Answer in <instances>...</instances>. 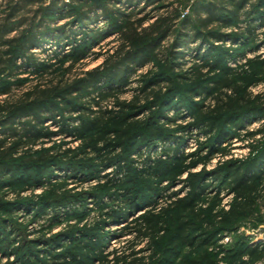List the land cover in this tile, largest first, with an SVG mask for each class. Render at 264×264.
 I'll list each match as a JSON object with an SVG mask.
<instances>
[{
    "label": "trees",
    "instance_id": "trees-1",
    "mask_svg": "<svg viewBox=\"0 0 264 264\" xmlns=\"http://www.w3.org/2000/svg\"><path fill=\"white\" fill-rule=\"evenodd\" d=\"M45 1L6 0L3 8L0 5V95L10 96L14 88H22L30 74L39 78V83L19 97L0 103V192L11 188L10 192L17 193L15 188L22 185H27L26 190L44 184L55 187L52 182L56 170H68L78 177L88 172L97 181L88 194L110 196L121 192L127 208L123 219L138 215L119 232L133 236L126 254H118V249L106 252L110 239L82 232L72 241L55 242L54 249L44 253L46 259L28 251L8 264L261 262L264 245L251 246L239 237L229 246L220 242L224 234L239 235L238 224L243 220L262 222L264 91L252 90L264 83V53L251 58L242 53L241 63L228 68L221 64L227 51L221 48L220 53L212 54L219 48L211 43L204 59L194 62L192 70L184 73L179 61L183 56L177 49L186 38L180 32L188 26L205 42L241 38L256 44L254 49L258 42L264 46V0H210L198 4L196 9L204 10L207 17L198 18L197 23L180 19L182 0H70L68 4L50 0L47 5ZM140 3L144 7L136 9ZM34 4H39L36 10L27 9ZM119 5L127 7L122 10ZM150 5L156 11L163 10L153 22L149 14H143ZM23 11L32 13L33 19H17ZM94 15L103 27H90ZM65 18L81 30L71 29L60 38L57 32L71 26L54 23ZM241 21L245 25L236 32L221 33ZM258 29H262L260 40L255 33ZM175 32L170 46H163ZM11 33L15 34L9 37ZM111 36L113 40L105 44H114L111 50L104 55L92 52ZM51 37L62 51L39 61L32 52H46L45 44ZM102 56L97 67L73 73L89 57L97 60ZM193 56L199 61L201 52ZM146 66L151 69L139 76V87L131 99H121L129 79ZM168 106L175 109L174 118H168ZM180 109L191 121L174 125ZM255 120L261 125L244 135L250 140L247 158L219 162L210 178L204 171L192 172L199 165L209 164L216 154L225 156L227 142L241 138L239 132ZM48 122L58 130H51ZM193 131L205 141L197 139L196 151L180 153L183 135ZM56 137H72L79 146L58 153ZM170 141L175 144L168 146ZM38 142L42 146L34 149ZM46 142L53 145L44 147ZM154 144H162V155L143 156L139 148L150 149ZM205 148H209V155L202 154ZM184 175L183 182L188 186L184 195L165 196L161 205L155 196L150 201L153 194L158 195L162 182L174 185ZM126 185L129 187L123 188ZM222 195L231 197L226 209L221 206ZM0 210L13 213L2 201ZM102 216L115 223L122 219L115 211ZM141 244L146 245L145 249L134 251ZM184 250L190 252V258L182 257ZM143 252L149 255H141Z\"/></svg>",
    "mask_w": 264,
    "mask_h": 264
},
{
    "label": "rangeland",
    "instance_id": "rangeland-1",
    "mask_svg": "<svg viewBox=\"0 0 264 264\" xmlns=\"http://www.w3.org/2000/svg\"><path fill=\"white\" fill-rule=\"evenodd\" d=\"M184 2V6L181 11L180 19H190L191 22L197 23V19H205L207 17V13L204 10H197L196 7L198 4H205L210 0H182ZM50 0L45 1V5L49 4ZM65 4H68L70 0H63ZM255 2V0H254ZM6 0H0V5L3 4L4 7ZM39 4H34L27 9L30 11H34L38 8ZM119 7L124 10L126 5H119ZM136 9H140L144 7L143 3H140L136 6ZM134 9V8H133ZM130 9L129 11L133 10ZM27 11H23L17 19H26L27 21H31L33 18L32 13H26ZM163 10H155L154 5H150L145 8L143 14H149L150 22H153L156 17L161 15ZM142 14V15H143ZM93 20L91 24V28L103 27L102 21H99L95 15L93 16ZM40 16L36 17L35 21H39ZM244 21V20H243ZM71 19L65 18L63 20H56L54 25L61 26L62 25H70L69 29L65 26L64 29H60L57 34L60 35V38L65 37L66 34L70 32L71 29H75L76 31L81 30V27L74 28L72 27ZM256 23L257 20H255ZM239 25L237 27H232L228 30H222L221 33H231L236 32L237 28L244 27L245 23L238 22ZM179 28V27H178ZM177 28V29H178ZM258 36L257 39H261V30H257L255 32ZM15 33H11L9 37L14 36ZM180 35H186V38H183L180 41L179 48L177 49L183 56L180 59V63L182 64V68L184 73H188L192 70V66L195 63H200L202 59L207 55V52L210 51V46H214L217 49L212 54L220 53L221 48L226 50L227 52L223 55L221 64L228 68H235L238 64L241 63L243 54L247 58H251L252 56L264 53V46L262 42H258L257 48H253L256 44H251L241 38H234L235 41L231 42L227 39L225 42H205L201 39L197 38L196 31L192 26H188L184 28L180 32ZM176 36V32L174 35H171L168 41L162 43L163 46H170L171 42ZM81 37V36H80ZM114 36L107 38L104 42L101 43V47H95L92 52H101L104 53L108 50H111L114 47V44L110 46L105 45L107 42L112 41ZM62 42L63 39H62ZM209 43V46L206 47V44ZM212 43V45H211ZM46 52L35 50L32 53H35L36 58L39 61H47L54 52H60V48L56 45V41L51 37L49 42L45 44ZM66 48L65 50H67ZM251 49V50H250ZM254 49V50H252ZM67 52V51H66ZM194 52L200 53L201 58L199 61L194 59ZM62 53V52H61ZM243 53V54H242ZM196 56V55H195ZM104 57H100L97 60H93L92 57H89L84 61V65L80 67H76L73 70V73H78L82 70H90L98 65H100L103 61ZM151 66H146L144 68L139 69L136 72V75L132 76L129 79V85L124 89L122 95H120L121 99L129 100L133 95V91H135L139 87V76L145 74ZM31 71V70H30ZM34 73V72H29ZM28 75H23L22 77H27ZM50 78V77H48ZM39 83V78L37 75L30 74L29 82L26 83L22 88L13 89L11 91V95H0V103L4 102L7 99L19 97L22 93L30 89L34 84ZM253 93H258L264 91V83L260 84L258 87L254 88ZM203 99V98H201ZM195 101L200 102L199 99ZM182 110V111H181ZM168 113V118L175 117V109H170V106L166 109ZM179 119L176 121L174 125H184L190 122V116L183 112V109H180ZM9 125V124H7ZM6 125V126H7ZM46 125L50 126L51 130L57 131L58 127L54 124L48 122ZM171 126L173 128L175 126ZM261 125L260 121H252L249 124H246L244 130L239 132V139H230L227 143L226 155L221 156L220 154H216L209 164L206 166L199 165L192 170L194 173L205 172V176L210 178L212 174V170H214L219 162L227 161V160H243L250 155L249 144L250 140H247L244 135L246 131H250L252 129H257ZM181 134L178 132L176 136H180ZM192 135V136H189ZM184 140L180 147V153H191L198 149V145L196 144V140L198 139L201 142L205 140L202 135L196 131L188 133V135H183ZM259 140V137L255 138ZM55 147L57 148V152L61 153L68 149H75L79 146V142L75 141L72 137H56L54 139ZM175 144L174 141H170L167 143L168 146ZM52 143L46 142L43 146L50 147ZM42 146L41 143L35 144L34 149H38ZM162 144H154L150 149H147L146 146H141L139 149L142 150L143 156L150 153V156L160 157L162 154ZM150 151V152H149ZM203 155H209V148H205L202 151ZM136 161L139 160L138 157H133ZM145 158V157H143ZM138 166L139 164L136 163ZM111 171V170H109ZM108 171V172H109ZM99 175L103 174V171L97 172ZM85 178L84 180H81ZM186 178L184 175L181 180H179L176 184L172 185L166 181L160 184V191L156 194H153L150 199L156 197L159 201V205L163 204L165 201V196H170L173 194H179L180 196L184 195L188 189V186L184 184L183 180ZM55 180L52 182L55 187H51L49 184H44L42 187L32 186L30 190H26L27 185H22L16 187L17 193L10 192L12 189L6 188L0 192V201L3 202V205L10 207L13 210V213H9L6 210H0V264H8V262H13L18 259L22 255L28 253V251L34 255L40 254V259H46L44 253L48 251H52L55 247L54 243L60 241L59 244H63L66 241H72L77 239L80 233L84 232L87 235H97V236H105L107 239H110V243L105 247L106 252H111L113 249H118L120 253L118 254H126L128 253L130 247V241H132L133 236L129 235H121L120 229L124 227V225L131 221L137 215H131L130 217L123 219L124 212L126 211V206L123 202V194L119 192L118 194L113 193L110 196H91L90 193L94 186L97 184L96 180L89 177L88 172H83L81 177L75 176L72 172L68 170H56L55 171ZM25 187V188H24ZM129 187V186H124ZM220 187V186H219ZM221 194H223V190H219ZM78 194L77 196H75ZM215 193H213L214 195ZM222 195L221 197H223ZM231 197H223L221 206L223 208L228 207V203ZM154 201V200H153ZM152 202L151 204H153ZM150 204V205H151ZM208 205V204H207ZM262 207L259 211L260 219L262 222L257 221H249L243 220L239 222L238 229L239 235H234L231 232L228 234H224L223 240H221L220 244L225 246H229L236 239L243 238L246 243L251 245L252 241L256 239V236L264 234V201L262 202ZM109 211H115L120 215L119 217L121 221L115 223L113 220L108 217H104L105 213ZM140 214V213H139ZM108 218V219H107ZM146 245L141 244L137 245L134 248V251L145 249ZM7 253V254H6ZM19 253V254H17ZM141 255L148 256L147 252H143ZM261 262L264 263V253L261 255ZM183 258H190L191 254L189 251L184 250L182 252ZM222 263V262H221ZM260 263V262H259ZM257 263V264H259Z\"/></svg>",
    "mask_w": 264,
    "mask_h": 264
},
{
    "label": "built area",
    "instance_id": "built-area-1",
    "mask_svg": "<svg viewBox=\"0 0 264 264\" xmlns=\"http://www.w3.org/2000/svg\"><path fill=\"white\" fill-rule=\"evenodd\" d=\"M260 245V248L264 245V234L256 236V239H254L251 243V246H257ZM259 264H264L260 262Z\"/></svg>",
    "mask_w": 264,
    "mask_h": 264
},
{
    "label": "clouds",
    "instance_id": "clouds-1",
    "mask_svg": "<svg viewBox=\"0 0 264 264\" xmlns=\"http://www.w3.org/2000/svg\"><path fill=\"white\" fill-rule=\"evenodd\" d=\"M244 259H247V257L245 256Z\"/></svg>",
    "mask_w": 264,
    "mask_h": 264
}]
</instances>
